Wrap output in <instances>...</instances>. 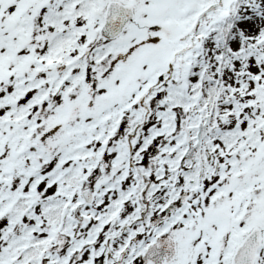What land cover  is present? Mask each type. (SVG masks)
<instances>
[{
    "label": "snow or ice",
    "instance_id": "6c2138e0",
    "mask_svg": "<svg viewBox=\"0 0 264 264\" xmlns=\"http://www.w3.org/2000/svg\"><path fill=\"white\" fill-rule=\"evenodd\" d=\"M0 264H264V0H0Z\"/></svg>",
    "mask_w": 264,
    "mask_h": 264
}]
</instances>
